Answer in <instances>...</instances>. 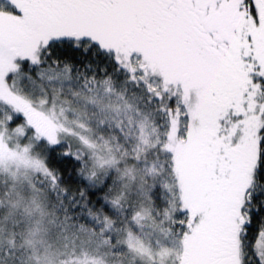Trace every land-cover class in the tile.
<instances>
[{
	"label": "snow or ice",
	"instance_id": "1",
	"mask_svg": "<svg viewBox=\"0 0 264 264\" xmlns=\"http://www.w3.org/2000/svg\"><path fill=\"white\" fill-rule=\"evenodd\" d=\"M0 264H264V0H0Z\"/></svg>",
	"mask_w": 264,
	"mask_h": 264
}]
</instances>
